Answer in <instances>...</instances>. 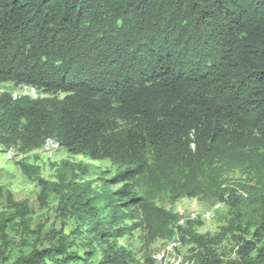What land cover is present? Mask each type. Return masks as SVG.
<instances>
[{"label":"trees","instance_id":"16d2710c","mask_svg":"<svg viewBox=\"0 0 264 264\" xmlns=\"http://www.w3.org/2000/svg\"><path fill=\"white\" fill-rule=\"evenodd\" d=\"M2 82L65 96L4 94L0 133L126 166L107 200L74 199L81 247L59 236L14 264H87L95 243L102 264H151L118 247L137 227L148 243L195 244V264H223L217 246L232 233L234 264H264V0H0ZM164 193L226 203L227 227L211 237L179 225ZM21 207L0 217V238Z\"/></svg>","mask_w":264,"mask_h":264},{"label":"rangeland","instance_id":"374dc122","mask_svg":"<svg viewBox=\"0 0 264 264\" xmlns=\"http://www.w3.org/2000/svg\"><path fill=\"white\" fill-rule=\"evenodd\" d=\"M27 86L2 82L0 97L11 94L14 98H49L53 106L65 96V93H50L35 87L32 92V87ZM26 164L36 166L50 183L46 194L37 177L25 170ZM125 168L113 163L109 155L100 159L73 155L52 136H46L37 147L28 148L21 139L0 133V217H8L15 212L16 203L22 204L21 215L14 222H8L4 228L6 235L0 238V264H14L17 257L28 255L36 248L49 247L51 242L56 245L59 236H65L66 246L72 250L76 249L75 245L81 247V242L90 237L80 234L81 222L72 213L74 199L97 193L107 200L125 184L117 178ZM233 175L238 176L240 172ZM157 202L178 215L179 225H185L189 219L195 220L199 224L194 230L202 235L215 236L229 222L227 204L214 198L184 197L173 201L164 193ZM235 244L232 233H227L217 246L223 264H234L238 259ZM118 247L131 250L141 262L151 264H195L192 255L198 248L191 242L169 239L148 243L142 227L119 237ZM93 248L95 256L87 264H102L97 243ZM2 255L10 256L9 262H2Z\"/></svg>","mask_w":264,"mask_h":264},{"label":"bare ground","instance_id":"6f19581e","mask_svg":"<svg viewBox=\"0 0 264 264\" xmlns=\"http://www.w3.org/2000/svg\"><path fill=\"white\" fill-rule=\"evenodd\" d=\"M27 87H28V86H27ZM29 88H30V87H29ZM31 89H32V92H35V88L32 87Z\"/></svg>","mask_w":264,"mask_h":264}]
</instances>
